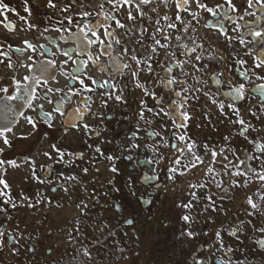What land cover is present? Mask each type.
I'll list each match as a JSON object with an SVG mask.
<instances>
[{
    "label": "flooded vegetation",
    "instance_id": "obj_1",
    "mask_svg": "<svg viewBox=\"0 0 264 264\" xmlns=\"http://www.w3.org/2000/svg\"><path fill=\"white\" fill-rule=\"evenodd\" d=\"M51 2L56 7L49 0H0V88L8 90L0 91V264H50L70 255L87 264L91 238L111 242L114 257L130 264H264V66L254 67L264 58V4L231 0L233 11L227 0H200L213 15L197 0L183 7L182 0ZM166 35L168 48L155 45L165 44ZM194 39L221 57L205 61L206 71L179 66ZM129 46L137 58L156 47L151 72L128 74L137 71L131 48L122 52ZM49 60L55 80L46 87L22 79L39 76V65ZM172 77L183 86L167 87ZM25 117L37 129L21 139L33 132ZM52 144L65 153L62 159ZM55 214L64 220L56 223ZM58 234L66 235L69 250Z\"/></svg>",
    "mask_w": 264,
    "mask_h": 264
},
{
    "label": "snow or ice",
    "instance_id": "obj_2",
    "mask_svg": "<svg viewBox=\"0 0 264 264\" xmlns=\"http://www.w3.org/2000/svg\"><path fill=\"white\" fill-rule=\"evenodd\" d=\"M129 2H130V0H124V3L125 4H127ZM152 2H153V0H140V3L143 4V5H147V4H150ZM163 2L164 3H167V0H163ZM257 2L258 3H261V4H264V0H257ZM109 3H113V0H109ZM116 3H119V0H116ZM184 3H187V0H182V3H179L178 4V7H183V4ZM252 3H253V0H247V7H249V8L252 7ZM197 4H198L199 7L204 8L209 13H212L213 15H216V13L213 11L212 8H208L206 5H204L203 3H201L200 0H197ZM227 4H228L229 7L232 8L233 11H237V9L235 8V6L232 5L231 0H227ZM49 6L50 7H56V5L52 4L51 0H49ZM113 6H116V4H114ZM216 7L219 9L221 6L217 5ZM151 10L152 11H155V9H151ZM140 11H141V14H143V10L140 9ZM223 14L226 17L228 16L227 12H224ZM84 15L87 16V13H85ZM193 16H195V13H193ZM129 19H133V17L131 16V13H129ZM165 19H167V17H165ZM69 23H71V21H69ZM116 23H117V25L119 27H125L123 24H120V22L118 20L116 21ZM168 27L169 28H174L175 25L174 24H169ZM57 30H59V29H57ZM89 31L91 32V35L93 37H95L97 41H99V43H101V44L104 43L103 40H100V37L96 33L95 30L89 29ZM157 31L159 32V31H161V29L158 28ZM185 31H187V28H185ZM126 34H129V33L126 32ZM222 34L225 35L226 39L229 41V43H231L232 37H230V36L227 35V31L224 30L222 32ZM255 34H256V36H260L261 35V33H259V32H256ZM105 35L108 36V37H110V38L115 39V34L113 32L106 31L105 32ZM164 39L166 41L165 44H160V41L159 40H155V45H159L161 48H168L169 45H168L167 41L170 38L166 35L164 37ZM177 39L179 40V37H177ZM115 42L117 44L120 43V41L118 39H116ZM239 42L241 44H243L244 43V40L241 39ZM25 43H26V45H27L28 48L32 49L33 51L35 50V46L34 45L28 43L27 41ZM89 43H92V41L90 40ZM137 43H140L141 44V51H143V43H142V41H137ZM105 47H110V45H105ZM184 47L187 48V45L185 44ZM129 48H131V46L122 49V52L124 54H127L129 52ZM131 53H132V55L130 56V59L133 60L135 62V64L137 65V71L129 72L128 73L129 75H131L133 77H137V74H138V71L139 70H146L147 72H151L152 71L150 61L153 59V55L152 54L156 53V47L155 46H151L150 47L149 55L147 57L137 58V56L135 54V48H131ZM193 53H195V62H193V60L191 58V54H193ZM64 54L66 56L68 55V53H66V52ZM165 55L167 56L168 53L166 52ZM172 55L174 56L175 54L173 53ZM70 58L71 57H69V59ZM220 59H221V57H219V56H217L215 54V50L212 49L211 46H209L208 49H205L204 46H203V44L197 43L196 40L194 39L193 40V47L190 48V49H188L187 59H185L183 61H179V66L183 70V65L184 64H188L193 72H202V71H206L208 69V67H209V63H205V61L213 62L214 63V62H218ZM145 61H148V63H145ZM141 64H144L145 65L144 66V69H141V67H140ZM54 65H55V62L54 61H50V60L49 61H45L41 65H39V67H40V75L39 76H36V75L29 76L28 74H25L22 79L25 80V81H29L30 80V81L36 83L37 85H43V86L46 87L47 84L49 83V81H54L55 80V76L49 74V67L50 66H54ZM19 66L20 67L28 68L29 72L32 71L31 67L29 65L24 64L23 62H20V65ZM261 66H264V58H261V63H255L254 64V67L255 68H260ZM124 67L127 68L128 65L125 64ZM100 68H101V71H103V67L100 66ZM172 71H173V69L171 67H168L167 68V72L169 74H171ZM61 74L68 75L66 72H63ZM184 74L187 75L188 72L185 70L184 71ZM245 77L247 78V73H245ZM72 79L75 80V79H77V77L73 74ZM89 79H91V78H89ZM79 83L87 91H92V89L90 87H88V85L85 84V82H84L83 79H80L79 80ZM91 83L92 84H96V83H98V81H96L94 79H91ZM174 83L180 84L181 86H183V84H184L183 81H179L177 78L172 77V78H169L167 80L166 86L167 87H171ZM105 84L108 87H112V85L108 84L107 81L105 82ZM15 86L16 87H20L21 85H20L19 82H17ZM101 86L103 87L104 85H101ZM136 86L137 87H142V88L144 87L141 84H137ZM24 87L30 89V84H25ZM242 87H243V85H241V88ZM187 90H188L187 88H184V91H187ZM0 91L7 92L8 90H7V88H0ZM55 91H57V90L56 89H52V88H47V92H55ZM145 92L147 94H149V95H153L154 96V93L148 92V90L146 88H145ZM29 95L30 96H33V97L35 96V94L32 93L31 91L29 92ZM108 95L111 98V93H108ZM12 98L14 99L15 97H12ZM41 98H46V96H44L43 94H41ZM121 99H122V96L121 95H116L115 96V100L120 101ZM50 102L51 101H49V103ZM102 103H104L106 105L107 102L106 101H102ZM38 106L41 109L43 108V105H38ZM33 111H35V108H33ZM54 111H58V110L57 109H54ZM148 111H153V110L152 109H148ZM233 111H238V110L237 109H233ZM44 115L47 116V117H49V119H51V113H45ZM139 115H140V118L143 119V113H140ZM25 120L27 121L28 124L31 125V127L33 129V132L29 133L27 136L21 135V137H20L21 139H28V136L33 135L34 132H35V130L37 129V121H35L31 117H25ZM236 122L239 123V124H241V125H243L245 123V121L243 119H238ZM48 126L50 127L51 125L49 124ZM84 127H85L86 130L89 129V126L87 124H85ZM9 131H11V129H9ZM4 143L5 144H9V141H8V139L6 137L4 138ZM51 148L57 153V155L61 159L65 155V153L61 149L57 148L55 144H52L51 145ZM191 148H192V146L191 145H188V150L189 151H191ZM96 151L99 152L100 150L97 149ZM43 155L48 156L49 158H51V155L48 152H44ZM101 155H102V153H101ZM212 155L215 156V155H217V153L213 152ZM107 159L114 160V157L109 156V157H107ZM196 159L199 160V157H196ZM225 159H227V158L225 157ZM3 163H5V162L4 161H0V164H3ZM8 163H11V164H13L15 166V162L14 161H9ZM30 163L34 164V161H30ZM176 163L178 164L179 161L177 160ZM193 166H195V164H193ZM225 167H227V165H225ZM111 170L113 172L116 171V169L114 167ZM173 171H175V169H173ZM260 179H264V175L260 176ZM0 183H3V181H0ZM4 187L7 188L8 185L5 183L4 184ZM261 199H264V197H261ZM247 203L251 206L252 209H256L257 208V204L256 203H253V201L251 200L250 197H249ZM29 206H31V205H29ZM183 219L187 221L189 219V217L186 215V216L183 217ZM126 223L127 224H131L132 221L129 220V221H126ZM0 235H2V234H0ZM188 235L189 236H192L193 234L192 233H188ZM196 264H202V262L198 260L196 262Z\"/></svg>",
    "mask_w": 264,
    "mask_h": 264
},
{
    "label": "trees",
    "instance_id": "obj_3",
    "mask_svg": "<svg viewBox=\"0 0 264 264\" xmlns=\"http://www.w3.org/2000/svg\"><path fill=\"white\" fill-rule=\"evenodd\" d=\"M104 242L105 243L98 244V240L95 238H91L90 240H88L87 241L88 255L84 258L83 261L86 262L87 264H116L115 262L119 260L118 259L119 256L114 257V254H112L114 245L108 241H104ZM70 256H72L71 259L56 258L54 262L50 264H84L82 261H80V258L78 259L73 255Z\"/></svg>",
    "mask_w": 264,
    "mask_h": 264
},
{
    "label": "rangeland",
    "instance_id": "obj_4",
    "mask_svg": "<svg viewBox=\"0 0 264 264\" xmlns=\"http://www.w3.org/2000/svg\"><path fill=\"white\" fill-rule=\"evenodd\" d=\"M55 220H56V223H60V222H62L63 220H64V216H62V215H59V214H55ZM90 225H88L87 226V234L88 235H90V236H94V233H97V231H96V221H91L90 223H89ZM57 230V229H56ZM58 237L57 238H59V240L61 241V242H63L62 243V245L61 246H63V247H65V250L67 249V250H69V248L68 247H70V246H68L69 245V241L68 240H65L64 239V237H66V235L65 234H58L57 235ZM65 240V241H64ZM66 241H67V243H66ZM65 242V243H64ZM67 244V245H66ZM71 245V244H70ZM53 255V254H52ZM119 261V262H118ZM117 262H115L116 264H130V262H128V260L126 259V260H118ZM13 262V261H12ZM123 262V263H122ZM8 264H12L11 262L10 263H8ZM24 264H30L29 262H27V263H24ZM136 264H149L148 263V261H143V262H141V263H136ZM152 264V263H151Z\"/></svg>",
    "mask_w": 264,
    "mask_h": 264
}]
</instances>
